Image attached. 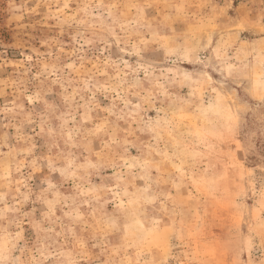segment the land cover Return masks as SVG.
<instances>
[{"label":"rangeland","instance_id":"obj_1","mask_svg":"<svg viewBox=\"0 0 264 264\" xmlns=\"http://www.w3.org/2000/svg\"><path fill=\"white\" fill-rule=\"evenodd\" d=\"M0 256L264 264V0H0Z\"/></svg>","mask_w":264,"mask_h":264},{"label":"clouds","instance_id":"obj_2","mask_svg":"<svg viewBox=\"0 0 264 264\" xmlns=\"http://www.w3.org/2000/svg\"><path fill=\"white\" fill-rule=\"evenodd\" d=\"M0 264H18V262L6 260L3 256H0Z\"/></svg>","mask_w":264,"mask_h":264}]
</instances>
